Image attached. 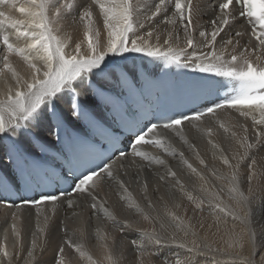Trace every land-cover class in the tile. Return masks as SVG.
I'll return each mask as SVG.
<instances>
[{"label":"snow or ice","instance_id":"1","mask_svg":"<svg viewBox=\"0 0 264 264\" xmlns=\"http://www.w3.org/2000/svg\"><path fill=\"white\" fill-rule=\"evenodd\" d=\"M207 11L212 16L201 26L203 30H198L194 21ZM160 17H163V31L159 25L152 26ZM237 20L245 21L250 32L236 31L234 36L224 39L221 34L227 36V29ZM68 24L79 28L84 39L74 41L64 32ZM145 25L149 30L138 35V30ZM197 31L199 41L195 39ZM180 32L183 46L179 44ZM246 35L248 40L241 45ZM13 56L22 60L24 75L14 67ZM161 61L191 72L153 74L148 66H158ZM0 76H10L13 82L5 91H0V153L19 167V176L43 169L49 181L42 183L33 177L22 186L16 176L8 179L0 175V188H3L0 202L4 207H35L39 215L42 206L51 204L54 216L57 204L66 203L72 208L76 203L74 197L83 196L91 200L94 213L102 212L121 233L138 232L142 244L136 239L128 241L139 249L137 264H146L145 249L167 244L190 253L211 252L212 246L206 240L197 242L193 226L174 210L180 204L169 207L161 196L160 209L147 196L149 182L142 178V172L154 165L164 169L157 175L158 181L167 183L171 179L175 181L173 187L184 191L177 172L163 158L171 156L178 157L201 181L199 188L203 196L188 194L190 201H196V209L209 204L234 220L250 223L253 180L257 177L255 160L249 166L246 192L241 189L240 166L253 150L264 146V0H151L142 6L138 0H0ZM170 76L188 78L170 79ZM166 79L180 101L163 109L142 110L141 101L151 103L146 91ZM221 81L225 85L228 81L234 82L231 90L220 92ZM230 111L252 118L255 142L249 140L246 125L240 126L243 135L238 136L232 130L235 125L230 127L221 120V113ZM205 120L215 121L243 151L231 158L226 155V150L213 139V128L201 127ZM185 124L206 135L216 150L214 158L219 152L218 158L230 169L229 198L235 200L242 215L237 208L225 204L214 187L207 186L203 173L169 139V133L179 138L194 152L199 164L207 167L196 146L188 141ZM41 132L52 143H47ZM52 144L55 155H52ZM145 145L154 146L161 155L142 150ZM42 157L47 158L43 164ZM133 167L135 171L131 175L142 187L147 207L155 210V215L141 208L129 192L128 182L121 178L128 177ZM211 172L221 179L215 170ZM105 181L116 183L126 194L120 199L151 223L150 230L136 229L133 222L119 221L109 213L106 201L98 193ZM62 183L68 187H61ZM25 191L31 195L26 197ZM13 194L19 199H11ZM12 215L15 220L16 214ZM44 219V227L37 225L40 234L48 226L49 217ZM200 227H204L203 223ZM168 228L175 231L166 235ZM11 229L17 238L21 237L16 223ZM178 232L183 233V238ZM245 233L250 241L254 240L255 233L247 228L241 233L229 234L239 244ZM188 235L194 237L190 243L186 239ZM100 239L104 241L107 237L101 235ZM64 243L73 247L88 264H120V258L107 243L101 244L103 261L93 260L82 245L73 244L71 239ZM228 246L233 248L235 244ZM38 248L43 250L34 234L25 264H35ZM63 253L62 245L55 264H65ZM0 255L3 257L0 264H12L13 254L6 244L0 245ZM172 264L191 262L185 257L175 259ZM260 264H264V257Z\"/></svg>","mask_w":264,"mask_h":264},{"label":"bare ground","instance_id":"2","mask_svg":"<svg viewBox=\"0 0 264 264\" xmlns=\"http://www.w3.org/2000/svg\"><path fill=\"white\" fill-rule=\"evenodd\" d=\"M206 2V0H205ZM138 3L142 6L144 4L151 3V0H138ZM207 10V9H206ZM212 13L207 11V14L202 15L200 18L195 19L194 23L198 30H203L202 25H205L210 20ZM142 19V17H141ZM163 17L157 18L152 25L155 27L159 25L161 31L164 29L162 23ZM244 21L237 20L231 28L227 29L228 35L221 34L224 39L228 36H234L236 31H249L244 25ZM102 27V22L101 25ZM170 27V26H169ZM149 30V26L145 25L143 29L138 30V35H144ZM64 32L69 33L74 41L84 39L82 31L75 25L68 24L64 28ZM181 40L180 46H183V33L180 32ZM163 36L161 37V43L163 42ZM102 42L104 34H102ZM197 41L200 40L198 31L195 35ZM218 37V44L219 47ZM248 40V36H244L240 43L244 45ZM155 42V38H153ZM74 46V45H73ZM231 50V49H230ZM254 59V57H253ZM13 65L21 75L25 74V67L22 60L19 57H12ZM13 82L10 76H0V91H5L8 86ZM63 103V102H62ZM259 119V117H256ZM221 120L228 125L233 126V131H236L238 136L243 135L241 125L248 127L249 140L255 142V129L253 128L252 118L241 117L235 112H223L221 113ZM204 127H212L215 133L213 139L216 143L220 144L226 151L225 154L230 158L237 152L243 150L238 147L234 140L225 134L223 129H220L215 121H207L201 125ZM264 130V129H262ZM184 132L191 144L196 146V151L199 152L200 157L205 160L204 165H200L196 159L195 154L186 145H184L179 138L168 134L169 139L173 145L179 151L185 153V157L191 162L199 172L203 173L208 181V187H214L215 191L220 192L221 200L225 204L231 205L233 208H237L239 214H243L240 208L237 206L235 200L229 198V181L227 176L230 173L228 166L224 165L218 158L219 152H216V158L213 156V152L216 151L212 148V145L208 143V137L202 132L197 131L192 125H184ZM44 138L45 134L40 133ZM142 150L151 152L155 155H161L158 149L154 146L142 147ZM1 156V153H0ZM264 146L253 150L249 157L246 158L240 166L241 173V189L246 192L248 187L247 175L249 174V166L252 165L255 160L254 170L257 173V177L253 180V187L255 189L251 198V215L250 223L244 224L239 220H234L224 212H220L213 208L209 204H204L201 209L195 208L196 201H190L188 194L193 197H202L199 185L201 181L198 176L192 174L190 170L186 168L178 157L163 156L168 161L169 166L177 172V176L184 185V191L181 192L179 187H173L175 181L169 179L167 183L160 182L156 179L157 175L164 171L158 165H154L152 168H145L142 172V178H145L149 182V189L147 196L156 205L157 208L162 209V202L159 197L163 196L164 201L168 203L169 207L173 204H180V208L174 209L178 215L185 218L186 223L193 226V230L196 232L195 239L197 242L206 240L212 246L213 251L205 252L200 251L197 253H190L186 249L178 246L167 244L162 246H156L145 249V261H151V264H172L177 258H188L191 264H260L261 258L264 257ZM235 162V161H233ZM137 163L141 161L137 160ZM127 164V162H126ZM211 170H215L217 176L221 179H217L212 175ZM135 171V167L129 169L128 177H121L128 182V190L132 194L135 201L144 209L146 213L155 215L156 212L153 209L147 207V203L144 199V193L142 187L135 181L131 173ZM159 188V191H153L154 188ZM223 190V191H221ZM99 198L106 201V207L111 215L119 221L128 220L135 224L136 229H151L152 225L148 221H144L140 215H138L133 209H129L126 204L127 201L121 200L122 193L117 187L115 182L105 181L98 189ZM76 203L72 208H68L66 203L57 204L56 213L53 216L52 205L48 204L42 206L38 210L31 207L6 208L0 206V245H7L8 250L12 253V264H25L27 259V251L31 247V240L34 238V234L38 239V244L43 246V250L40 248L36 250L35 264H55V260L59 253L60 246L63 245L64 253L63 258L65 264H88L73 247L64 243L66 239H71L73 244L82 245L83 250L90 254L93 260L103 261V249L102 243H107L115 256L120 258V264H137L139 258V249L134 248L128 241L136 239L138 244H142L143 241L139 238L137 231L125 230L121 233L118 230V226L113 225L111 219L105 217L102 212L94 213L91 209V200L87 197H74ZM13 213L16 214L15 220L13 219ZM45 216L49 217L48 226L43 234L38 233L37 225L44 227ZM16 223L18 230L21 232V237L17 238L12 232L11 225ZM203 223L204 227L201 228L200 224ZM159 229V225H156ZM247 228L249 231L255 233L254 240H249V236L245 233L241 243L237 244L235 240L230 237V232L241 233ZM99 230V232H98ZM175 229L168 228L166 235H170ZM104 235L107 240L102 241L100 236ZM178 236L183 238V233L178 232ZM113 238L115 244L113 245ZM190 243L194 237L188 235L186 238ZM229 243L235 244V247L229 248ZM242 245V246H241ZM220 249L221 251H215ZM158 252L159 255H149L150 253ZM0 259H3L0 255ZM6 264V262H5ZM106 264V262H105Z\"/></svg>","mask_w":264,"mask_h":264}]
</instances>
